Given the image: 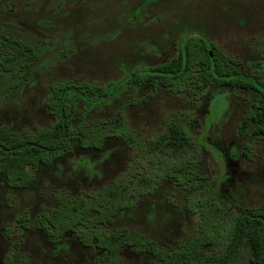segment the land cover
Returning <instances> with one entry per match:
<instances>
[{
    "label": "rangeland",
    "instance_id": "1",
    "mask_svg": "<svg viewBox=\"0 0 264 264\" xmlns=\"http://www.w3.org/2000/svg\"><path fill=\"white\" fill-rule=\"evenodd\" d=\"M0 34L42 49L24 68L34 74V82L0 104V123L15 130L54 120L44 103L51 84L65 78L103 85L125 79L136 69L171 60L187 35L207 38L240 60L243 72L264 77V0H0ZM149 90L148 85L128 90L112 104L92 109L86 120L112 117L127 105L130 125L139 136L151 137L168 116L179 113L200 143L201 171L222 200L231 201L236 211L264 206V135L251 139V129L239 132L255 107V94L209 88L193 99L167 89L149 97ZM247 144L252 147L249 157L243 150ZM130 154L125 142L113 139L100 150H76L42 168L27 189L0 185V264L12 244L4 231L21 214L29 211L34 219L42 207L54 206L57 191L79 195L112 183ZM185 196L164 182L116 225L174 246L198 219L184 206ZM23 238V249L44 264H87L93 256L72 238L61 250L38 230ZM124 257L125 264H153L149 254L130 248Z\"/></svg>",
    "mask_w": 264,
    "mask_h": 264
},
{
    "label": "trees",
    "instance_id": "2",
    "mask_svg": "<svg viewBox=\"0 0 264 264\" xmlns=\"http://www.w3.org/2000/svg\"><path fill=\"white\" fill-rule=\"evenodd\" d=\"M41 51L0 34V104L34 82V74L24 68ZM143 85L150 87L149 97L160 89L193 99L209 88L252 92L255 107L240 123L239 132L251 129V139L264 135V77L243 72L240 60L205 37L187 35L171 60L136 69L122 80L104 85L59 80L50 85L44 99L54 116L48 125L15 130L0 123V185L27 189L37 181L42 168L76 150H100L113 139L125 142L131 154L112 183L79 195L57 191L54 206L42 207L34 219L29 211L21 214L4 231L12 243L5 264H44L22 247L23 236L32 229L41 232L56 250L65 249L69 238L92 250L87 264H125L124 251L129 248L149 254L153 264H264V206L236 211L231 201L222 200L201 171L200 143L179 113L168 116L163 129L151 137L136 133L126 116L127 105L112 117L86 120L92 109L112 104L128 90ZM251 149L244 145V155L249 157ZM164 182L185 193L184 206L198 216L170 247L140 230L116 225Z\"/></svg>",
    "mask_w": 264,
    "mask_h": 264
},
{
    "label": "flooded vegetation",
    "instance_id": "3",
    "mask_svg": "<svg viewBox=\"0 0 264 264\" xmlns=\"http://www.w3.org/2000/svg\"><path fill=\"white\" fill-rule=\"evenodd\" d=\"M264 125V124H263Z\"/></svg>",
    "mask_w": 264,
    "mask_h": 264
}]
</instances>
